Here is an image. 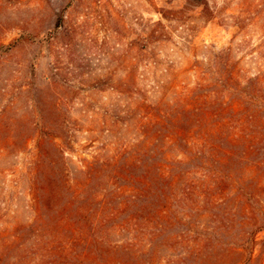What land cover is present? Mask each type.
<instances>
[{
	"label": "rangeland",
	"instance_id": "obj_1",
	"mask_svg": "<svg viewBox=\"0 0 264 264\" xmlns=\"http://www.w3.org/2000/svg\"><path fill=\"white\" fill-rule=\"evenodd\" d=\"M210 2L218 17L201 0H0V264L85 262L72 247L17 242L12 230L33 218L34 181H66L97 151L141 139L138 104H171L199 82L197 70L210 79L223 53L220 67L264 85V9L241 12L264 0ZM250 136V205L264 222V130ZM115 246L98 247L111 251L104 264L148 263L123 253L144 246ZM237 247L231 264H264V229ZM175 261L163 251L154 264Z\"/></svg>",
	"mask_w": 264,
	"mask_h": 264
},
{
	"label": "trees",
	"instance_id": "obj_2",
	"mask_svg": "<svg viewBox=\"0 0 264 264\" xmlns=\"http://www.w3.org/2000/svg\"><path fill=\"white\" fill-rule=\"evenodd\" d=\"M201 3L212 17L223 11L214 2ZM247 5L244 14L264 9L263 3ZM226 56L215 58L210 79L197 70L199 82L175 93L171 104H138L141 139L97 151L66 181H34L33 218L13 228V239L72 247L69 252L85 261L79 264H104L111 251L98 247L123 243L144 246L123 253L134 261L146 257L147 264L163 251L174 255L175 264H231L228 255L264 229L252 214L246 176L250 134L264 130V85L220 67ZM53 146L64 169V153ZM235 225L240 232L233 237Z\"/></svg>",
	"mask_w": 264,
	"mask_h": 264
}]
</instances>
